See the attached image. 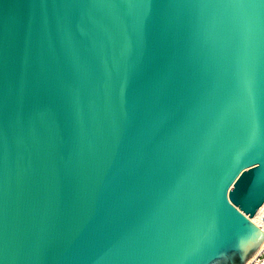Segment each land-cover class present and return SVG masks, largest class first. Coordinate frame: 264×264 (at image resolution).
<instances>
[{"label": "water", "instance_id": "1", "mask_svg": "<svg viewBox=\"0 0 264 264\" xmlns=\"http://www.w3.org/2000/svg\"><path fill=\"white\" fill-rule=\"evenodd\" d=\"M263 204L264 0H0V264H246Z\"/></svg>", "mask_w": 264, "mask_h": 264}, {"label": "built area", "instance_id": "2", "mask_svg": "<svg viewBox=\"0 0 264 264\" xmlns=\"http://www.w3.org/2000/svg\"><path fill=\"white\" fill-rule=\"evenodd\" d=\"M246 264H264V243L259 251Z\"/></svg>", "mask_w": 264, "mask_h": 264}, {"label": "bare ground", "instance_id": "3", "mask_svg": "<svg viewBox=\"0 0 264 264\" xmlns=\"http://www.w3.org/2000/svg\"><path fill=\"white\" fill-rule=\"evenodd\" d=\"M264 204L259 209L258 213L253 217V220L264 229Z\"/></svg>", "mask_w": 264, "mask_h": 264}]
</instances>
